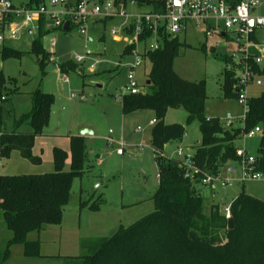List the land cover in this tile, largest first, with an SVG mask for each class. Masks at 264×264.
I'll use <instances>...</instances> for the list:
<instances>
[{
	"label": "rangeland",
	"instance_id": "obj_1",
	"mask_svg": "<svg viewBox=\"0 0 264 264\" xmlns=\"http://www.w3.org/2000/svg\"><path fill=\"white\" fill-rule=\"evenodd\" d=\"M21 1L25 0H16ZM261 1L262 4L255 10L258 14H264V0ZM146 10H149L147 6L138 3L126 7L127 13ZM124 23L128 21L115 17L87 24L84 34L77 28L67 33L62 30L49 31L42 38L43 48L50 53L45 74H42L35 55L29 53L31 41L38 35L35 28L31 33L22 30L16 38L6 41L9 47L24 53L20 58L2 59L0 56V71L10 79L7 86L13 89L8 100L0 101V133L10 132L15 120L30 110L32 91L39 88L54 95L48 123L43 134L35 138L33 147V152L42 158L41 164L30 163L14 150L8 157L0 156V175L51 172L52 147L58 146L69 154L66 134L79 133L83 128L101 134L100 140H84L87 151L93 150V153H88V168L81 178L73 179L70 199L64 207L60 223L48 225L40 231L38 238L43 253L54 256L84 255L89 242L110 237L120 227H126L154 210L152 196L158 186V178L154 152L149 144L153 128L149 120L157 118L156 111L143 108L123 113L121 101L115 99V95L124 92L128 66L134 62L136 55L152 43V39L139 44L138 53L133 49L122 55L127 46L122 29ZM114 28H118L116 32H112ZM180 39L190 47L179 50L173 68L186 80L205 81L206 118H218L224 127H228L230 125L225 122L230 117L231 125L242 126L240 117L244 112L243 106L236 99L222 95L223 70L228 67L222 57L229 54L232 48L230 42L217 35L205 40L201 30L192 26L180 35ZM51 41L55 45H51ZM202 42L206 44L205 52L198 49ZM211 48L215 49L214 52ZM88 53H93V56H86ZM76 55H85V61L76 63ZM95 59L99 62L95 70L90 71L89 65ZM63 64L67 71L60 70ZM150 67V61L143 59L134 72L142 93L147 91L146 81L150 82ZM64 75L67 82L62 80ZM260 80L261 85L256 86L253 82L246 87L248 98L264 92V76ZM160 120L165 124H180L185 129L181 139L171 140L163 146V155L178 158L176 151L179 147L184 153L192 155L201 139L199 122L189 118L182 107L168 108ZM19 130L29 131L30 127L22 125ZM103 136L111 138L108 145ZM261 137L259 134L252 138L240 137L233 144L255 155L260 148ZM121 139L127 142L124 140V153L118 154L115 149L118 148L117 141ZM69 162L68 157L65 169ZM228 165L221 167L220 175L228 179L237 178L240 171L237 162L230 161ZM232 166L236 169L228 171ZM195 188L205 197L207 204H229L241 190L264 200V179L234 181L231 186H223L217 181L214 189L195 183ZM94 202L98 207L89 208ZM10 235L0 216V264H40L34 258H25L19 244L10 246L12 259L3 262L6 239ZM36 237V232L28 235L30 239ZM44 259L41 264H61L62 261L54 257Z\"/></svg>",
	"mask_w": 264,
	"mask_h": 264
},
{
	"label": "trees",
	"instance_id": "obj_2",
	"mask_svg": "<svg viewBox=\"0 0 264 264\" xmlns=\"http://www.w3.org/2000/svg\"><path fill=\"white\" fill-rule=\"evenodd\" d=\"M26 1L30 8L44 2ZM134 1L151 11L161 12L164 9L165 0ZM37 31L29 53L35 55L42 74H45L50 53L43 48L42 38L51 29L45 28L41 20ZM158 34L159 47L142 55L151 63L150 82L145 84L147 91L125 95L121 101L123 113L143 108L156 111L157 118H153L155 122L149 140L158 178V186L152 196L154 210L128 226L120 227L110 237L89 242L84 255H41L40 231L48 225L60 223L64 207L70 199L73 179L81 178L88 168V152L83 136L67 135L69 154L60 147H53L51 172L0 175V216L11 234L6 239L3 262L10 257V246L19 244L25 258L54 257L60 258L63 264H264V200L241 190L228 204L230 215L226 217L221 204H207L205 197L195 188V183H201L206 174L222 177V166L230 161L238 162L237 147L233 144L235 139L257 124L264 127V92L248 98L243 126L224 127L218 118L207 120L204 113L207 98L205 81L186 80L173 68L179 50L190 45L178 35L171 37L162 30ZM149 35L150 32L140 38ZM133 49V45L126 46L122 55ZM198 49L205 52L206 44L202 42ZM23 54L8 45L0 48L2 59L20 58ZM222 60L228 64L223 70L222 95L236 99L234 63L227 54ZM74 65L77 66L76 63ZM60 70L64 72L68 68L63 64ZM253 70L258 76H264V62H253ZM8 82L10 79L0 71V101L8 100L13 92L7 86ZM2 96L5 99L1 100ZM30 97V110L15 120L10 132L0 134V156L8 157L11 151L16 150L22 158L39 165L42 158L33 152L34 142L37 136L43 134L48 123L54 95L37 88L30 93ZM176 107L184 108L189 118L199 122L201 139L190 160L191 166L196 169L194 172L177 158L162 154L167 142L181 139L185 133L182 125L165 124L160 120L168 108ZM22 125L29 126L30 130L20 131ZM68 157L70 162L65 169ZM254 169L264 173V136L255 154ZM97 207L95 202L89 205V208ZM31 232H36L37 237L28 238Z\"/></svg>",
	"mask_w": 264,
	"mask_h": 264
},
{
	"label": "built area",
	"instance_id": "obj_3",
	"mask_svg": "<svg viewBox=\"0 0 264 264\" xmlns=\"http://www.w3.org/2000/svg\"><path fill=\"white\" fill-rule=\"evenodd\" d=\"M128 4L137 3L134 0H44L39 6L30 8L26 0L21 2L0 0V48L7 45V40L16 38L22 30L31 33L33 28L38 29L41 20L45 28L62 31L64 22L69 21L70 30L77 28L81 34H84L86 25L93 21L124 18L126 22L128 21L122 28L126 35L127 46L133 45L135 52L138 53L139 44H144L151 39L152 43L145 47L141 54L136 55L134 62L128 66L126 82L123 85L124 92L115 95L116 100L122 101L125 95L142 92L134 72L142 64L143 53L159 47V30L168 36L175 37L186 33L192 26L196 30H201L205 40L212 35H217L232 45L227 55L235 66L236 100L244 109L240 117L243 126L248 109L246 87L253 82L256 86L261 85L260 76L253 70V62L256 64L264 62V35H260V32H264V14L255 12L262 1L165 0L164 9L161 12L146 10L138 13H127ZM117 29L114 28L112 32H116ZM148 32H150L149 36L140 38ZM51 45H55V42L51 41ZM86 56L91 57L93 53H88ZM86 56L76 55L75 62H84ZM98 62L95 59L89 65L90 71L95 70ZM62 80L68 81L65 75ZM3 99L5 96L1 97V100ZM154 122L155 120L152 119L149 124L152 125ZM231 123L232 119L227 117L225 124L231 125ZM257 134L264 136V127L260 124L243 132L242 138H252ZM108 142H111V138H108ZM120 145L122 147V141ZM117 151L122 153L121 148ZM176 152L183 166L190 168L192 172L196 171L190 164L191 154L184 153L181 147ZM236 155L239 157L237 164L240 170L237 178L228 179V177H213L206 174L201 179V184L214 188L217 181L223 186H231L234 181L264 179V173L254 169L255 155L249 154L243 147L236 148ZM233 170L235 169H228V171ZM223 212L226 217L230 215L229 205L223 208Z\"/></svg>",
	"mask_w": 264,
	"mask_h": 264
},
{
	"label": "crops",
	"instance_id": "obj_4",
	"mask_svg": "<svg viewBox=\"0 0 264 264\" xmlns=\"http://www.w3.org/2000/svg\"><path fill=\"white\" fill-rule=\"evenodd\" d=\"M105 21V20H104ZM95 21H93V22H91V23H94ZM65 32V31H64ZM67 33V32H66ZM260 35H264V32H260ZM152 120V119H151ZM151 120H149V122L151 121ZM153 125V124H152ZM67 135H79V133H68V134H66V136ZM81 136H83V138H84V140H86V139H88V138H90V139H94V140H100L101 139V134H97V133H95L94 131H91V133H86V134H84V135H81ZM103 138H104V140L106 139V141H105V143H106V145H108V137L107 138H105L104 136H103ZM126 142H127V140L126 139H124ZM124 140H119V141H117V143H118V148L117 149H119V148H121L122 149V153H119L118 151H117V149H115V151H116V153H118V154H123L124 153V149H125V141ZM123 142V145H122V147H120L119 145H120V142ZM58 147V146H57ZM53 148V147H52ZM151 148V147H150ZM88 153H93V150L92 151H87ZM162 154H163V150H162ZM168 158H170V157H168ZM101 162V159L99 160V163ZM228 163H230V162H227L226 164L228 165ZM225 164V165H226ZM229 166V165H228ZM230 168H233V169H236V167L235 166H232V167H230ZM53 170V169H52ZM228 204H226V205H223L222 204V206L221 207H225V206H227ZM22 248V247H21ZM22 252V251H21ZM40 253H41V255H43V256H54V255H49V254H46V253H43V252H41V247H40ZM59 256V255H58ZM11 260L12 259V249H10V257L8 258V260ZM57 259H59V258H57ZM8 260H6L5 262H7ZM34 261H38L40 264L41 263H43V261H45V259L44 258H35V260ZM59 261V260H58ZM61 264H63L62 263V261H61Z\"/></svg>",
	"mask_w": 264,
	"mask_h": 264
},
{
	"label": "water",
	"instance_id": "obj_5",
	"mask_svg": "<svg viewBox=\"0 0 264 264\" xmlns=\"http://www.w3.org/2000/svg\"><path fill=\"white\" fill-rule=\"evenodd\" d=\"M63 31L68 32L70 30L69 21H65L62 27ZM214 48H211V51L214 52ZM146 84H149V81H146ZM86 133H91L90 130L83 128L79 131V135H84ZM179 160V158H177Z\"/></svg>",
	"mask_w": 264,
	"mask_h": 264
}]
</instances>
